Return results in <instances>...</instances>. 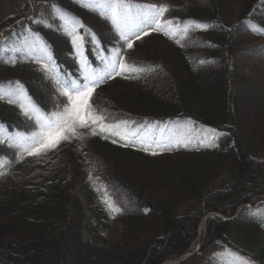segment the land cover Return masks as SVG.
Listing matches in <instances>:
<instances>
[{"label": "trees", "instance_id": "16d2710c", "mask_svg": "<svg viewBox=\"0 0 264 264\" xmlns=\"http://www.w3.org/2000/svg\"><path fill=\"white\" fill-rule=\"evenodd\" d=\"M43 1L81 19L82 53L59 18L45 14L40 23L31 17ZM162 2L170 18L205 27L185 40L148 33L115 55L113 25L77 0H26L0 24L24 17L21 28L38 32L54 60L0 54V70L10 72L0 81L22 84L44 112L62 117L78 91L95 87L91 105L105 117L77 126L75 136L40 155L28 153L46 130L22 150L0 137V155L8 157L0 163V264H162L190 249L211 211L227 218L209 217L199 250L179 264H222L213 255L219 249L264 264V206L236 213L240 204L264 202V0ZM140 63L150 69L134 72ZM91 73L102 80L88 84ZM245 89L251 94L242 105ZM33 117L20 101L0 94L3 126L31 132ZM180 118L221 134L211 144L156 147L99 131L101 123ZM116 221V239L99 229Z\"/></svg>", "mask_w": 264, "mask_h": 264}, {"label": "snow or ice", "instance_id": "6c2138e0", "mask_svg": "<svg viewBox=\"0 0 264 264\" xmlns=\"http://www.w3.org/2000/svg\"><path fill=\"white\" fill-rule=\"evenodd\" d=\"M122 7H127L125 0H114L113 8H112V14L111 19L113 23L119 24V9ZM152 11H155L158 15H163L165 12H167L169 9L167 6H160L155 7L153 6ZM198 27H205L202 25H197ZM187 31V29H185ZM139 38V37H137ZM80 39V37H77L74 40V43H77ZM127 39V37H125ZM129 48L133 46L132 42H129L127 45ZM121 68H124V65H120ZM119 74V73H117ZM95 91V87H85L83 91H78L75 96L71 98V109L67 113L66 116L63 117H57V123L54 127L49 126L47 131H43L40 136L41 139L39 140L37 146L33 148L32 151H30L29 155H40L42 152H46L48 150H51L53 148H56L59 143L63 140H68L70 138L69 134L71 136H75L76 133V127H88L89 124H96L98 121H103L105 117L96 115L95 110L92 108L91 105V97ZM120 125H105L103 123L99 126L100 132H109L111 135L118 136L121 139L127 141H130V137L127 135H123L119 129ZM92 134H97V129H92ZM133 135H135L133 133ZM107 138V137H105ZM116 140H113V143H116ZM127 146V143L125 144ZM183 146L187 147V144H184ZM145 151H148V148L144 149ZM153 155L157 154L155 152L152 153ZM2 174V173H0ZM105 203L109 204V208L113 212H118L119 209L112 206L110 201H105ZM244 264H251V261H246Z\"/></svg>", "mask_w": 264, "mask_h": 264}, {"label": "rangeland", "instance_id": "374dc122", "mask_svg": "<svg viewBox=\"0 0 264 264\" xmlns=\"http://www.w3.org/2000/svg\"><path fill=\"white\" fill-rule=\"evenodd\" d=\"M23 2L25 3V0H2V1L0 2V20H1L4 16H6V15L12 13L13 9H14L16 6L21 5ZM113 4H114V3L110 4L109 7H108V9L112 10V8H113ZM139 9H140V8L137 9V8H134V7H132V6L127 5V7H122V8L119 9L118 11H121V15H122V17L124 18L125 21L131 22V20H130V18H129V16H128L129 11L131 10L132 12H134V13L137 14V12L140 13ZM146 10H147V11H142V13H143L144 15H146V16H149V15L151 14V11H150L149 9H146ZM148 14H149V15H148ZM144 15H143V16H144ZM149 18H150V17H149ZM138 20H139V15H138V17H137V18L131 23V27H132V28H134V26H136V23H138ZM67 21H68V20H67ZM68 22H69V21H68ZM100 26H101V25H100ZM100 26H99V27H100ZM17 44H20L21 47H20L19 45H17ZM28 46H31V44H30L29 42H27V39H26V38L23 37V38H16V39L14 40L13 44H11L10 48H11L12 51H14V52L25 53V52L28 51L30 54H34V55L37 54V55H40V56H42V57H44V58H47L48 54H47L46 51H40V50H38L40 46H39L37 49H33V50H29V49H27ZM45 56H46V57H45ZM9 73H10V72H7V70H0V75H4V76H5V75H7V74H9ZM25 74H26V73H25ZM157 76L161 77V76H163V73L160 72V73L157 74ZM3 79H8V78H3ZM1 82H2V81H0V83H1ZM32 86H33V85H32ZM0 87H2V86H0ZM33 87H34V86H33ZM34 89L36 90V87H34ZM2 90H5V91L11 90V91H12V89H10V88H6V87H3ZM36 91H37V90H36ZM8 92H9V91H8ZM250 94H251V92H249L248 89H245V90H243V91L240 92V97H241V102H242L241 104H242V105L244 104V102L247 101V95H250ZM240 110H241L240 113H243V111H244L243 106L241 107ZM39 115H40L39 118H40L42 124L44 123V124L46 125V124H48V123L50 122L49 119H48V117L45 116L44 114L39 113ZM189 123H190V122H189ZM190 125L192 126V128H196V129H199V128H200V127H195L194 125H192V123H190ZM171 129H174V126H172ZM137 131H138V130H131V131L129 132V134H130L131 136H135V135L137 134ZM155 131H156V130H155L154 127H150V128H148L147 130H145V132H146L147 134H153V133H155ZM133 133H134L135 135H133ZM17 138H18L21 142H26L28 136H25V137H17ZM186 139H191V138H190V137H187ZM28 140H29V138H28ZM76 190H77L78 194L80 195V197H82L83 201L85 202L86 199H85V197H84V192L80 189V187H77ZM128 203L131 204V203H133V201L130 200V201H128ZM88 214H89V213H88ZM99 229H100L102 232H104L105 234H107V235H109V236H111V237H113V238H117V237L119 236V234H120L121 226H120V224L115 223V225H114L112 228H110V229H109L108 227L104 228L103 226H99ZM219 253L222 255L221 252H219ZM225 256H226V260L228 261L227 264H244V261L241 260V259H239L238 257H236V255L233 254V253H230V254L225 253Z\"/></svg>", "mask_w": 264, "mask_h": 264}, {"label": "bare ground", "instance_id": "6f19581e", "mask_svg": "<svg viewBox=\"0 0 264 264\" xmlns=\"http://www.w3.org/2000/svg\"><path fill=\"white\" fill-rule=\"evenodd\" d=\"M205 217L203 218L200 226H199V233H202L203 232V229H204V225H205Z\"/></svg>", "mask_w": 264, "mask_h": 264}]
</instances>
